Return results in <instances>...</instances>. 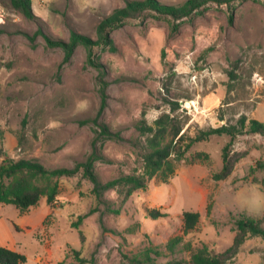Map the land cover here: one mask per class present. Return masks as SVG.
Segmentation results:
<instances>
[{"label": "rangeland", "instance_id": "obj_1", "mask_svg": "<svg viewBox=\"0 0 264 264\" xmlns=\"http://www.w3.org/2000/svg\"><path fill=\"white\" fill-rule=\"evenodd\" d=\"M125 0H31V21L0 0V163L5 158L32 159L48 169L71 168L91 152V120L100 108L97 71L85 67L86 51L78 46L60 67L63 50L49 47L38 28L54 40L68 41L70 31L96 39V26ZM180 5L186 0H157ZM144 13L111 31L115 53L97 48L106 70V107L99 120L124 141H104V161L95 163L102 182L142 172L141 142L135 130L171 112L187 136L199 130L235 124L241 117L264 123V0L235 2L228 24L225 6L210 5L192 21L178 22ZM229 137L211 136L195 143L174 174L163 182L149 180L145 190L126 200L116 191L98 203L81 174L58 180L57 201L42 198L19 211L0 204V245L21 253L24 264H126V257L147 249L155 264L181 261L206 245L228 250L243 217L264 227V136H237L231 154L238 160L231 174L216 181L221 153ZM198 153L205 154L196 157ZM118 210V214L106 210ZM97 207L98 211L91 212ZM150 210L161 217L153 219ZM199 214L196 228L183 235L182 213ZM83 217L77 229L72 227ZM181 236L173 253L168 241ZM85 262H79L74 252ZM232 264H264V240L247 237Z\"/></svg>", "mask_w": 264, "mask_h": 264}, {"label": "trees", "instance_id": "obj_2", "mask_svg": "<svg viewBox=\"0 0 264 264\" xmlns=\"http://www.w3.org/2000/svg\"><path fill=\"white\" fill-rule=\"evenodd\" d=\"M11 8L19 12L28 20L37 19L33 13L31 0H9ZM238 0H186L180 5H165L157 0H125L124 7L115 9L106 16L95 29L96 39L89 36L70 31L68 41L54 40L44 33L40 28L32 35H25L28 40L33 41L36 36H41L49 47H59L63 50L64 56L60 67L68 63L78 46H82L86 51L84 66L91 67L97 71V85L100 93V108L98 114L91 120L94 125V137L91 142V152L82 162H77L71 168L48 169L39 161L32 159L14 160L5 158L0 163V204L14 206L19 211H25L45 198L48 204L57 201L59 195L58 180L60 178L73 177L81 174L82 179L87 180L92 188L89 193L98 203H104V194L107 191H116L122 201H126L134 191L145 190L149 180L159 177L166 182L175 171L176 163L182 160L191 147L197 143L207 140L211 136L226 135L229 141L223 146L221 153V168L213 174V179L221 181L226 179L232 172L237 158L231 154V147L237 136L244 134H257L264 136V123L247 119L241 116L235 124H224L216 128L199 130L194 136H187L186 131L182 132V125L171 117V112L175 110L176 103L171 104L169 113L163 114L154 120L152 125L146 122L142 113L141 119L136 123L135 130L144 140L141 142V162L142 172L132 174H122L115 179L102 182L95 171V163L104 161L102 147L104 141L115 142L124 141L119 132H113L107 124L99 120L100 115L106 107V70L101 62L97 48L103 52L115 53L117 48L110 36L113 29L121 27L123 23L130 19L139 18L144 13H153L156 17H168L172 21L170 32L178 30V22L182 20L192 21L195 17L203 16L210 5L217 7L225 6L228 10V24L233 22L235 2ZM205 154L198 153L196 157ZM259 168H264V163L259 164ZM110 213L118 214V210H111ZM91 212L98 211L95 207ZM149 216L153 219L161 217L156 210H150ZM83 217H78L72 223V227L77 229ZM199 221V214L192 211L182 213L183 235L192 232ZM236 235L232 246L222 253L214 252L206 245L196 247L190 252L189 264H232V258L238 253L244 240L249 237H257L264 240V227L253 218L243 217L236 221ZM181 236L171 238L166 249L173 253L176 247L182 242ZM75 258L79 262H85L80 257V253L75 251ZM158 253L147 249L140 255L126 257V264H155L152 255ZM26 257L18 252L10 250L0 245V264H24ZM93 264V261L90 262ZM166 264H181V261H169Z\"/></svg>", "mask_w": 264, "mask_h": 264}, {"label": "crops", "instance_id": "obj_3", "mask_svg": "<svg viewBox=\"0 0 264 264\" xmlns=\"http://www.w3.org/2000/svg\"><path fill=\"white\" fill-rule=\"evenodd\" d=\"M4 247V246H3Z\"/></svg>", "mask_w": 264, "mask_h": 264}]
</instances>
